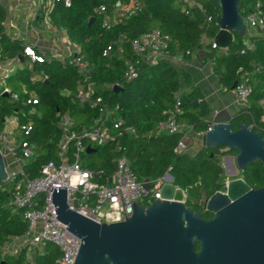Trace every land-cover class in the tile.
<instances>
[{
  "label": "trees",
  "instance_id": "16d2710c",
  "mask_svg": "<svg viewBox=\"0 0 264 264\" xmlns=\"http://www.w3.org/2000/svg\"><path fill=\"white\" fill-rule=\"evenodd\" d=\"M130 1L134 0H68V4L64 0H40L37 18H46L50 25L63 29L78 52L89 61L91 69L80 74L58 58L35 61L31 69L18 68L6 78L8 93L3 94L0 89V128L8 116L17 117L20 122L31 121V129L24 139L37 146V154L25 159L22 168L29 176H35L42 165L59 162L58 143L62 136L59 115L68 114L73 121L71 128L79 131L100 114V109L114 110L133 126L136 135L121 138L120 152L113 142L101 145L87 142L88 150L81 154L82 164L92 171L102 170L95 175V180L102 183L112 175L115 158L120 154L126 156L139 180L161 177L170 167L173 184L186 195L185 204L202 210L201 200L224 189L225 169L219 157L233 155L234 151L224 146H202L193 155L177 152L175 147L183 135L182 130L156 132L157 122L172 114L196 132L211 125L204 119L210 112L209 104L195 87L181 92L191 85V79L171 58L177 54L188 57L193 51H200L211 62L223 88L231 89L236 80L249 83L251 91L247 102L241 113L232 118L231 125L236 129L240 120H249L256 130L261 126L260 115L264 109L260 105L264 100V36L241 37L234 33L226 49L212 47L201 41L203 33L210 39L219 29L220 7L211 0H200L202 10L189 7L187 11L182 9L179 0H141L139 9L116 15V8ZM257 1L264 7V0H239L241 15L245 16ZM100 6L104 7L103 11H99ZM208 15L209 22L206 21ZM6 17L7 9L0 2V60L22 55L25 45L6 33ZM105 17H109L108 26L102 23ZM154 28L169 35L171 41L164 56L146 62L130 49L129 42ZM108 45L112 50L109 55H103ZM127 60L137 69V76L130 80L124 77ZM32 72L41 78H34ZM114 84L119 88L111 87ZM80 91L88 92L90 100L100 97V101L95 105L81 102ZM30 95L36 97V103L25 102ZM177 100L178 112L175 113ZM73 145V141H69V154ZM261 172L262 164L258 160L241 171L248 183L256 181ZM13 190L11 182L0 181V264H54L59 250L51 243L44 244L32 263L27 261V246L15 255L2 250L12 237L21 236L27 230V221L11 203ZM198 201L200 204L195 203ZM208 216L209 212L204 211L203 217Z\"/></svg>",
  "mask_w": 264,
  "mask_h": 264
},
{
  "label": "water",
  "instance_id": "95a60500",
  "mask_svg": "<svg viewBox=\"0 0 264 264\" xmlns=\"http://www.w3.org/2000/svg\"><path fill=\"white\" fill-rule=\"evenodd\" d=\"M220 7L219 29L213 36L217 48L226 49L233 35H246V25L239 11V0H211ZM92 18L88 20V24ZM23 59L22 55H19ZM236 80L231 89L235 88ZM114 89L119 85L114 84ZM194 103L197 102L195 99ZM232 117L221 111L202 134L203 146H224L234 151L230 159L234 172L243 171L258 160L264 168V130L253 129L249 120L232 129ZM88 150V148L86 149ZM5 159L0 152V181L6 182ZM160 191V199L149 204L131 201L132 212L124 219L95 222L71 209L65 187H50L56 217L71 234L80 239L73 264H264V185L249 189L240 177L227 179L224 190H216L202 201V210L186 205L184 191L173 184L172 176ZM231 185L246 188L229 199ZM135 186V185H134ZM148 187V183H145ZM180 199L168 196L171 188ZM237 187V188H238ZM137 189V188H136ZM119 190V188H118ZM213 213L209 219L203 212ZM257 227V237L249 235L248 226ZM200 243L196 251V242Z\"/></svg>",
  "mask_w": 264,
  "mask_h": 264
},
{
  "label": "built area",
  "instance_id": "2783aa9c",
  "mask_svg": "<svg viewBox=\"0 0 264 264\" xmlns=\"http://www.w3.org/2000/svg\"><path fill=\"white\" fill-rule=\"evenodd\" d=\"M179 1L184 11H187L189 7H196L202 10L200 0ZM64 2L68 4V0H64ZM129 4V6L126 4L122 7L124 12L131 13L139 9L141 0L130 1ZM103 10L104 7L100 6L99 11ZM242 17L246 25L247 35H250L248 33L250 30L254 31L251 35L264 36V7L259 1ZM210 20L211 17L208 15L206 21L209 22ZM102 23L104 26H108L109 17H105ZM170 41L169 35L154 28L131 39L129 45L134 53L140 55V57L144 56L143 60L154 62L158 57L164 56ZM201 41L208 42L212 47H216L213 37L209 39L205 33L201 35ZM248 45L250 46L249 43ZM111 50V45H108L102 54L109 55ZM22 54L30 62L58 58L60 61L75 67L80 74H84L91 69L89 61L78 52V47L72 53L62 57H46L38 53L33 45L25 44ZM16 59L18 58L16 57ZM10 74L11 66L0 62V82L8 78ZM136 76L137 69L134 63L127 60L124 70L125 79L130 80ZM90 86L92 87L93 85ZM0 89L3 94L8 93L7 86L0 85ZM233 91L237 102L245 106L251 91L250 84L245 81H239ZM78 97L81 102H87L90 105H95L100 101V97L90 100L88 92L83 91L78 93ZM25 102L36 103L37 100L35 96L30 95ZM178 104L177 100L174 105L175 113L178 112ZM115 113L114 110L100 109V114L79 131L71 128L73 121L68 114L59 115L58 124L62 129V136L58 143L59 162L58 164L48 162L42 165L40 173L35 176H29L24 172L22 162L18 168L8 170L6 159L7 156H10L17 161L25 160L37 154V146L24 139V136L31 129V121L20 122L14 116H9L4 120L7 130L0 128V152L5 159L7 169L6 182H11L14 187L11 203L14 209L21 211V215L27 221L26 235L29 236L28 243L30 245L51 243L58 248L59 255L55 258L54 264H73L80 245V239L68 232L66 225L56 217L55 207L51 199L52 191L49 190L51 186L54 188L65 187L69 207L89 219L101 223L124 219L122 203L126 216L130 215L132 212L130 203L137 191H141L134 199L137 204H149L155 198L160 199L161 188L169 181L167 176L170 174V167L166 169L161 177L156 179H137L129 166L126 156L123 154L115 158V168L112 175L110 177L107 176L106 181L102 183L95 180V175L102 173L101 169L92 171L82 164L81 154L87 151V142H93L98 145L113 142L116 145V150L120 152L122 148L121 138L125 135H136L133 126L126 123L123 117ZM260 122L261 126L259 129L264 130V111L260 115ZM210 127L211 125L207 129H210ZM188 128L184 123L177 121L175 115L172 114L157 122L156 132L174 133L182 130L183 135L178 141L175 151L183 152L185 150L184 138ZM207 129L198 133L203 134ZM10 131H13L11 136L8 135ZM15 132L16 136L19 137L18 142L12 139L15 136ZM150 135L151 133L148 134V136ZM71 140L74 145L71 154H69L68 144ZM226 182L227 180L224 181V186ZM145 183H148V187L145 186Z\"/></svg>",
  "mask_w": 264,
  "mask_h": 264
},
{
  "label": "crops",
  "instance_id": "0c3cea01",
  "mask_svg": "<svg viewBox=\"0 0 264 264\" xmlns=\"http://www.w3.org/2000/svg\"><path fill=\"white\" fill-rule=\"evenodd\" d=\"M0 2L7 9L4 27L6 33L11 38L20 39L24 44L33 45L38 53L46 57H62L72 53L77 48V46L68 39L63 29L50 25L46 18L40 20L37 18L40 0H0ZM129 5L128 3V6ZM123 6L124 5H121V7L116 8L117 15L124 12ZM253 33L254 31H251L250 35ZM22 57L23 59H20L18 55V59L7 58L0 60V62L11 66V73H14L18 68L24 66L31 69L33 62H30L23 54ZM141 58L144 59V56H141ZM171 60L176 66L186 70L191 79V85L182 88L181 92L186 93L192 87H195L201 93L202 98L209 104L210 112L204 117L205 120L211 123L214 115L221 111L227 113L232 118L241 113L244 105L237 102L233 89L223 88L219 75L213 71L211 62L203 57L202 52L193 51L188 57L177 54L172 57ZM32 76L36 79L41 78L40 75L33 72ZM0 85L6 86V79L1 80ZM260 105L264 106V100L260 101ZM262 111H264V109H262ZM115 114L118 115L117 113ZM1 128L6 129L4 121ZM11 133H13V131L8 132V135L11 136ZM14 135L12 139L18 142L19 137L16 136V132ZM184 143V152L193 155L203 146L202 134L188 128ZM8 159L13 158L8 156ZM24 161L25 160H18V162H22V165ZM16 168L17 166L10 168V170ZM28 238L29 236L26 235V233L21 236L12 237L9 242L2 246V250L15 255L21 248L27 246V261L32 263L36 253L40 252L44 245H30L28 243ZM19 243L22 244L19 245Z\"/></svg>",
  "mask_w": 264,
  "mask_h": 264
},
{
  "label": "flooded vegetation",
  "instance_id": "af4514ba",
  "mask_svg": "<svg viewBox=\"0 0 264 264\" xmlns=\"http://www.w3.org/2000/svg\"><path fill=\"white\" fill-rule=\"evenodd\" d=\"M229 161H230V158H229ZM251 163H252V162H251ZM251 163H250V164H251ZM229 166H230V169H231V170L234 169V168H232V166H231V161H230ZM247 166H248V165H247ZM234 176H236V177H237V176H240V177L244 180V182L247 184V186L249 187V189H256V188H259V187H261L262 185H264V168H262V172L260 173L259 178H258L256 181L251 182V183H248V181H246V180L244 179L243 174H242L241 172H239V171H237L236 174H235ZM229 199H230V201H232L233 198L229 197ZM195 203H196V204H200L199 201H198V202H195ZM191 206H193V205H191ZM193 208H194L195 210H201V209H198V208L195 207V206H193ZM212 216H213V213H209V216H208V217H204V218H205V219H209V218H211ZM247 230H248L250 236H252V237H257V236H258V234H257V230H258L257 227H254V226L250 225V226L247 227ZM199 247H200V243L197 241L196 244H195L196 251H199ZM210 262H211V261H210V259H209V260H208V264H211Z\"/></svg>",
  "mask_w": 264,
  "mask_h": 264
},
{
  "label": "rangeland",
  "instance_id": "374dc122",
  "mask_svg": "<svg viewBox=\"0 0 264 264\" xmlns=\"http://www.w3.org/2000/svg\"><path fill=\"white\" fill-rule=\"evenodd\" d=\"M250 30L248 31V33L250 34ZM247 35V34H246ZM230 157H232V155H230V154H224V155H221L219 158H220V161H221V163H222V165L224 166V169H225V179H224V181L225 180H227V179H230V178H233V177H236V176H234L235 174H236V171L234 172V169L233 170H231L230 169V166H229V164H230V161H229V158ZM7 169L8 170H10V168H12V167H16L17 166V168H18V166L21 164V162H18L17 160H13V159H8V156H7ZM12 161V162H11ZM224 190V189H223ZM185 197H186V195H185V193H184V200H185ZM201 202H202V200H201ZM20 244H22V243H19V245ZM7 247V246H6ZM5 247V248H6ZM18 247H20V246H18Z\"/></svg>",
  "mask_w": 264,
  "mask_h": 264
},
{
  "label": "bare ground",
  "instance_id": "6f19581e",
  "mask_svg": "<svg viewBox=\"0 0 264 264\" xmlns=\"http://www.w3.org/2000/svg\"><path fill=\"white\" fill-rule=\"evenodd\" d=\"M230 161H231V166H232V160L230 159ZM232 168H233V166H232ZM237 187L238 186L231 185L229 192H228L230 197H234V196L238 195L239 193H241V191H244L246 188L244 185H240L238 188ZM168 196L171 199L179 200L180 199L179 198L180 192L176 188L173 187L170 189Z\"/></svg>",
  "mask_w": 264,
  "mask_h": 264
}]
</instances>
